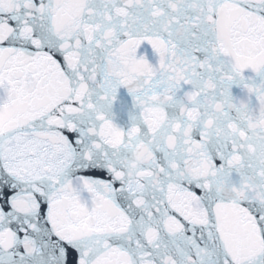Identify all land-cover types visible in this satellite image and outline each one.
<instances>
[{
  "label": "snow or ice",
  "instance_id": "1",
  "mask_svg": "<svg viewBox=\"0 0 264 264\" xmlns=\"http://www.w3.org/2000/svg\"><path fill=\"white\" fill-rule=\"evenodd\" d=\"M0 264H264V0H0Z\"/></svg>",
  "mask_w": 264,
  "mask_h": 264
}]
</instances>
